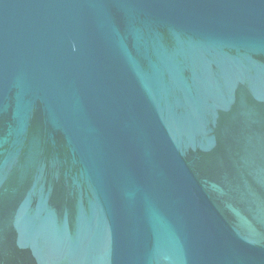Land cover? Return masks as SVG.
Wrapping results in <instances>:
<instances>
[{
    "label": "water",
    "instance_id": "95a60500",
    "mask_svg": "<svg viewBox=\"0 0 264 264\" xmlns=\"http://www.w3.org/2000/svg\"><path fill=\"white\" fill-rule=\"evenodd\" d=\"M0 264H264V0H0Z\"/></svg>",
    "mask_w": 264,
    "mask_h": 264
}]
</instances>
